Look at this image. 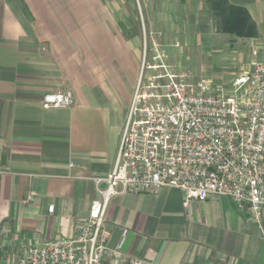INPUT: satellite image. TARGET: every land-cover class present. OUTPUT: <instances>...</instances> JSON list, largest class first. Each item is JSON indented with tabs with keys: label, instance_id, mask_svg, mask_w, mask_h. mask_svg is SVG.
Segmentation results:
<instances>
[{
	"label": "crops",
	"instance_id": "obj_1",
	"mask_svg": "<svg viewBox=\"0 0 264 264\" xmlns=\"http://www.w3.org/2000/svg\"><path fill=\"white\" fill-rule=\"evenodd\" d=\"M229 1L254 16L264 7ZM108 5L0 0V264L74 236L98 198L93 178L112 170L142 56L139 33L118 24L125 10ZM66 89L71 106L43 108ZM105 228L109 247L122 240L124 254L154 264H264V229L219 196L186 206L167 187L114 196Z\"/></svg>",
	"mask_w": 264,
	"mask_h": 264
},
{
	"label": "built area",
	"instance_id": "obj_2",
	"mask_svg": "<svg viewBox=\"0 0 264 264\" xmlns=\"http://www.w3.org/2000/svg\"><path fill=\"white\" fill-rule=\"evenodd\" d=\"M157 66L146 61L144 40L112 170L93 178L98 198L78 222L77 233L26 246L17 264H154L124 254L122 240L108 246L105 212L114 196L154 194L164 187L181 192L184 206L209 196L226 198L263 231L264 57L251 60L229 86L194 80L164 65L163 73L155 72ZM73 101L66 89L45 94L42 106L66 108Z\"/></svg>",
	"mask_w": 264,
	"mask_h": 264
},
{
	"label": "rangeland",
	"instance_id": "obj_3",
	"mask_svg": "<svg viewBox=\"0 0 264 264\" xmlns=\"http://www.w3.org/2000/svg\"><path fill=\"white\" fill-rule=\"evenodd\" d=\"M108 3V8L118 13L125 10L118 24L126 25L129 32L139 33L141 56L145 40L146 61L158 65L155 72L163 73L164 65L172 72L189 73L194 80L210 78L229 86L251 60L264 57V7L259 10L260 16L250 14L257 34L239 36L221 29L209 0H108ZM157 56L160 58L154 62Z\"/></svg>",
	"mask_w": 264,
	"mask_h": 264
},
{
	"label": "trees",
	"instance_id": "obj_4",
	"mask_svg": "<svg viewBox=\"0 0 264 264\" xmlns=\"http://www.w3.org/2000/svg\"><path fill=\"white\" fill-rule=\"evenodd\" d=\"M213 3L215 17L221 24V29L234 32L239 36H255L257 34L256 24L248 10L228 2V0H209ZM24 10L27 8L24 5Z\"/></svg>",
	"mask_w": 264,
	"mask_h": 264
}]
</instances>
